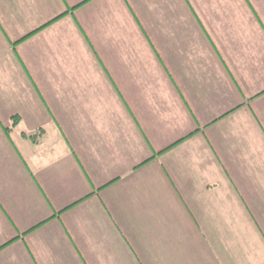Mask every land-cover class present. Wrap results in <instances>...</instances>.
Here are the masks:
<instances>
[{"label": "crops", "instance_id": "1", "mask_svg": "<svg viewBox=\"0 0 264 264\" xmlns=\"http://www.w3.org/2000/svg\"><path fill=\"white\" fill-rule=\"evenodd\" d=\"M0 264H264V0H0Z\"/></svg>", "mask_w": 264, "mask_h": 264}, {"label": "trees", "instance_id": "2", "mask_svg": "<svg viewBox=\"0 0 264 264\" xmlns=\"http://www.w3.org/2000/svg\"><path fill=\"white\" fill-rule=\"evenodd\" d=\"M15 119H16V121L14 122V125H16L17 124V122H18V118L17 117H15ZM25 135V134H24ZM25 136H27V135H25ZM28 137H30V138H35L36 136H28Z\"/></svg>", "mask_w": 264, "mask_h": 264}]
</instances>
